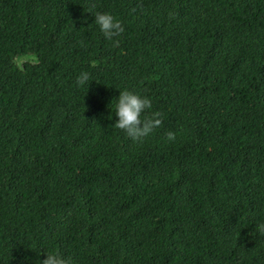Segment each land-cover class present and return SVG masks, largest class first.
Returning a JSON list of instances; mask_svg holds the SVG:
<instances>
[{"label": "trees", "instance_id": "obj_1", "mask_svg": "<svg viewBox=\"0 0 264 264\" xmlns=\"http://www.w3.org/2000/svg\"><path fill=\"white\" fill-rule=\"evenodd\" d=\"M120 89L161 114L141 142ZM261 223L264 0H0V264H264Z\"/></svg>", "mask_w": 264, "mask_h": 264}, {"label": "clouds", "instance_id": "obj_2", "mask_svg": "<svg viewBox=\"0 0 264 264\" xmlns=\"http://www.w3.org/2000/svg\"><path fill=\"white\" fill-rule=\"evenodd\" d=\"M93 22L105 40H114L123 32L121 21L112 13L106 11H96L91 13ZM90 81V73L81 70L75 79L77 86H86L88 88ZM112 105L109 107V105ZM110 109L108 119L111 120L113 114L115 122L111 125L116 129L122 130L127 137L134 142H141L161 124V114L152 112L147 114V110L151 109V101L148 97L141 95L139 92L130 89H120L118 96L109 103ZM176 138L173 132L167 133L168 140ZM258 231L264 232V223L257 226ZM32 249L31 247H27ZM44 250V258L37 259L32 264H77L72 257L65 256L59 251L52 249ZM30 257L25 255L22 264H29Z\"/></svg>", "mask_w": 264, "mask_h": 264}]
</instances>
